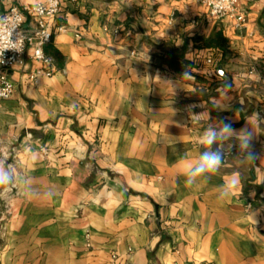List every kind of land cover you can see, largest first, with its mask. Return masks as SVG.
Returning a JSON list of instances; mask_svg holds the SVG:
<instances>
[{
	"label": "crops",
	"instance_id": "obj_1",
	"mask_svg": "<svg viewBox=\"0 0 264 264\" xmlns=\"http://www.w3.org/2000/svg\"><path fill=\"white\" fill-rule=\"evenodd\" d=\"M238 8L241 29L198 0H61L50 64L29 47L0 100V149L21 173L0 188V264H264V0ZM223 119L251 123L254 165L229 141L219 171L185 187Z\"/></svg>",
	"mask_w": 264,
	"mask_h": 264
},
{
	"label": "clouds",
	"instance_id": "obj_2",
	"mask_svg": "<svg viewBox=\"0 0 264 264\" xmlns=\"http://www.w3.org/2000/svg\"><path fill=\"white\" fill-rule=\"evenodd\" d=\"M15 2L20 7L30 10L31 14L44 15L46 10L55 7L58 0H15ZM29 4L31 5L30 9L28 8ZM13 11L18 13L16 17L0 15V64L4 63L3 57L5 51H23V47H17L16 45L28 38L27 32L21 28V25L27 22V17L19 13L18 8H14ZM29 27L35 31L33 25H29ZM191 77L192 74L190 72H184L183 78ZM224 79L225 83L221 89L228 92L231 89V83L227 82L226 77ZM227 99L226 95L223 102L213 98L212 104L215 108L224 109ZM254 115L258 122L264 120V117H261L259 113H255ZM208 119H211L209 115ZM255 135L253 126L249 121L240 129H235L227 119L209 123L207 129L198 138V143L205 150L200 152L195 161L186 162L182 167V174L186 177L185 187L191 188L200 182L206 183L212 174L219 171L227 154L224 144L229 141L236 142L235 145H229V150L233 146L238 147L241 158L254 165L257 159L256 154L252 151V142ZM20 176V170L15 164L8 162L5 151L0 149V188H3L5 191L11 189L13 185L19 182ZM236 183L234 180L231 184L225 185L220 192V198L229 197Z\"/></svg>",
	"mask_w": 264,
	"mask_h": 264
},
{
	"label": "built area",
	"instance_id": "obj_3",
	"mask_svg": "<svg viewBox=\"0 0 264 264\" xmlns=\"http://www.w3.org/2000/svg\"><path fill=\"white\" fill-rule=\"evenodd\" d=\"M208 8L207 18L209 20L218 21L224 18H230L234 20L235 27L241 29L247 22L246 14L238 8L239 0H198ZM31 5L28 6L30 9ZM18 8L19 13L23 16L31 14L30 10H26L25 7L19 8L12 6L7 11H2L0 6V15H9L10 17H16L18 13L14 12L13 9ZM61 10V0H58L55 7L46 10L44 15L31 14L35 19V31L33 29H27L25 24L21 25V28L28 34V38L20 41L16 46L23 47V51L15 52L12 50L5 51L4 63L0 64V100H8L14 94V84L9 77L8 70L21 65L24 62V57L29 47L32 48V58L36 61H40L44 64H50V59L44 52V47L51 42L53 38V32L49 29V21L56 17ZM6 42V41H5ZM208 63H212L211 59H208ZM41 74L50 76L52 71H45L40 69L30 75V79L35 81ZM86 239L88 245H90V233H86Z\"/></svg>",
	"mask_w": 264,
	"mask_h": 264
},
{
	"label": "water",
	"instance_id": "obj_4",
	"mask_svg": "<svg viewBox=\"0 0 264 264\" xmlns=\"http://www.w3.org/2000/svg\"><path fill=\"white\" fill-rule=\"evenodd\" d=\"M220 76H222V78L224 79V77H226L227 82H230V77H228V75H226V73L224 71H219L218 72ZM225 83V79L224 81L221 83V85H223ZM215 147V146H214Z\"/></svg>",
	"mask_w": 264,
	"mask_h": 264
},
{
	"label": "trees",
	"instance_id": "obj_5",
	"mask_svg": "<svg viewBox=\"0 0 264 264\" xmlns=\"http://www.w3.org/2000/svg\"><path fill=\"white\" fill-rule=\"evenodd\" d=\"M218 40H219L220 42H223V39H222L220 36H218Z\"/></svg>",
	"mask_w": 264,
	"mask_h": 264
}]
</instances>
